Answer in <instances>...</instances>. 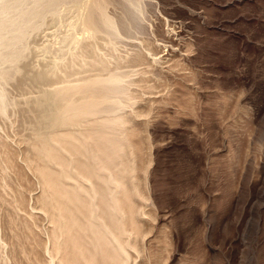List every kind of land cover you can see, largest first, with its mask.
Returning a JSON list of instances; mask_svg holds the SVG:
<instances>
[{"label": "rangeland", "instance_id": "rangeland-1", "mask_svg": "<svg viewBox=\"0 0 264 264\" xmlns=\"http://www.w3.org/2000/svg\"><path fill=\"white\" fill-rule=\"evenodd\" d=\"M89 246L95 264H264V0H0V264Z\"/></svg>", "mask_w": 264, "mask_h": 264}, {"label": "bare ground", "instance_id": "bare-ground-1", "mask_svg": "<svg viewBox=\"0 0 264 264\" xmlns=\"http://www.w3.org/2000/svg\"><path fill=\"white\" fill-rule=\"evenodd\" d=\"M91 7V6H90ZM92 17L90 18L87 17V20L89 22H91L92 20ZM86 20V21H87ZM94 20V19H93ZM109 26L112 25V23L110 21H107L106 22ZM89 24V23H88ZM94 24V23H92ZM92 24H89L92 26ZM113 78V77H112ZM112 81H115V79H112ZM109 82V81H108ZM100 83V82H99ZM111 83V82H110ZM109 83V85L111 86V84ZM115 84V82L112 84V87L113 85ZM103 86V84H101ZM116 85V84H115ZM114 85V86H115ZM118 85V84H117ZM100 86V85H99ZM111 87V88H112ZM114 89V88H112ZM109 90V89H107ZM111 91V90H110ZM109 91V92H110ZM92 92V91H91ZM85 93V92H83ZM109 94V93H108ZM68 96V95H67ZM108 97V96H107ZM70 98V97H69ZM103 97H101V100H102ZM105 99V98H104ZM93 100V99H92ZM100 100V101H101ZM89 96L86 94V97L85 99L79 103V104H76L74 103L73 101H71V98H70V101L68 99V102L65 103V106H60V107H63L58 109L57 107V110L59 111V113L57 114L58 116L56 117V121L57 122H65L67 120H71V118L77 116L78 114L80 113H83L85 112V107H84V104H87L89 102ZM103 103V102H102ZM89 107V111L90 112H94L95 109H96V106L95 105H90L88 106ZM88 113V112H87ZM109 123V122H108ZM107 123V124H108ZM112 123V122H111ZM104 125V124H103ZM109 125V124H108ZM112 126V125H111ZM63 140V139H62ZM61 141V140H60ZM102 142H100L99 144H101V149L104 151L106 150L105 152L107 153L109 150L112 149V145L110 142H104V140L101 139ZM59 142V141H58ZM70 144V143H69ZM49 153V152H48ZM89 159H95L97 158V154H93L91 153L90 151H85L84 152ZM104 158V157H103ZM92 163V162H91ZM84 176L85 177H93L94 176V169L91 168V166H81L80 167ZM98 172V170H97ZM120 174V173H119ZM108 175V174H107ZM110 181V180H109ZM103 183V182H102ZM98 184H100V182H98ZM114 185V184H113ZM54 187V186H53ZM68 191V190H67ZM118 192V191H117ZM82 193V192H81ZM85 194V193H84ZM99 198L101 199V196L99 195ZM51 201V200H50ZM91 201V200H90ZM112 201L115 203V200L114 198L112 199ZM53 204V203H52ZM82 206V203L79 201V199L73 197L72 195H70L69 193L65 195V198H63V201H61L60 205H59V210L61 208V210L64 212H71V211H74V212H78V210L81 208ZM53 208V206H52ZM117 208V207H116ZM97 210V204L96 202H92L91 206H88L87 208V216L89 215L91 218L90 219H95L96 218V215H94V213L96 212ZM114 211H116V209L114 208ZM118 213V212H117ZM80 216V215H79ZM104 221H107V225L109 227H107V225L104 223V221L102 222V224L100 225H94L93 223H89L88 222V225L89 226H86V230L88 231V234L90 233L94 238H95V243H93L92 247L93 249H97V248H100L101 246L104 245V242H105V239H106V236L107 235H110L112 236V234L114 233V230H116V227H115V220L114 218L109 214V213H105L103 212V218H102ZM73 220V219H72ZM86 222V221H85ZM122 223V221H121ZM72 225H70L69 223V226H67V229L68 230H73V229H76V230H79V226L76 225L75 222L71 223ZM85 224V223H84ZM62 225V224H61ZM63 229V228H62ZM63 233V232H62ZM82 234V233H81ZM87 235V234H86ZM64 236V235H63ZM70 241H72L73 239L69 238ZM59 247V246H58ZM71 251V250H70ZM125 252V251H124ZM73 253V252H72ZM122 253V252H121ZM79 257V256H78ZM98 257V256H97ZM126 259V258H125ZM84 260V264H95V258L93 257V251L91 250V246H89L87 248V254L86 256H84L83 258ZM68 261V264H80L78 261L76 260H73L72 258L71 259H67ZM104 263V262H103Z\"/></svg>", "mask_w": 264, "mask_h": 264}]
</instances>
